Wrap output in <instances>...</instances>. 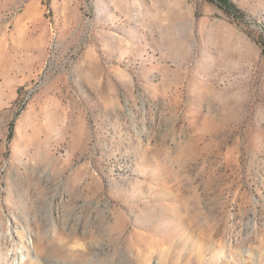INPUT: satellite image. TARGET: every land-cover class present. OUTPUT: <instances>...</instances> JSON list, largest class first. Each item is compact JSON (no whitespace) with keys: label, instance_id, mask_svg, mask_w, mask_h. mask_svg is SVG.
<instances>
[{"label":"rangeland","instance_id":"rangeland-1","mask_svg":"<svg viewBox=\"0 0 264 264\" xmlns=\"http://www.w3.org/2000/svg\"><path fill=\"white\" fill-rule=\"evenodd\" d=\"M232 1L0 0V264H264V0Z\"/></svg>","mask_w":264,"mask_h":264},{"label":"trees","instance_id":"trees-1","mask_svg":"<svg viewBox=\"0 0 264 264\" xmlns=\"http://www.w3.org/2000/svg\"><path fill=\"white\" fill-rule=\"evenodd\" d=\"M208 2L215 3L218 5L221 9L230 12H241V10L235 5V3L232 0H207Z\"/></svg>","mask_w":264,"mask_h":264},{"label":"bare ground","instance_id":"bare-ground-1","mask_svg":"<svg viewBox=\"0 0 264 264\" xmlns=\"http://www.w3.org/2000/svg\"><path fill=\"white\" fill-rule=\"evenodd\" d=\"M26 259H27V256L26 255H22V261L20 262L19 260V262L18 263H16V264H22L23 262H25L26 261Z\"/></svg>","mask_w":264,"mask_h":264}]
</instances>
